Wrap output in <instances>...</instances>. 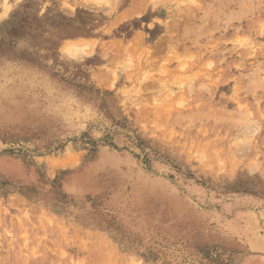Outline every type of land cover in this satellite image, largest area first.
I'll return each instance as SVG.
<instances>
[{"label": "rangeland", "instance_id": "1", "mask_svg": "<svg viewBox=\"0 0 264 264\" xmlns=\"http://www.w3.org/2000/svg\"><path fill=\"white\" fill-rule=\"evenodd\" d=\"M0 264H264V0H0Z\"/></svg>", "mask_w": 264, "mask_h": 264}]
</instances>
